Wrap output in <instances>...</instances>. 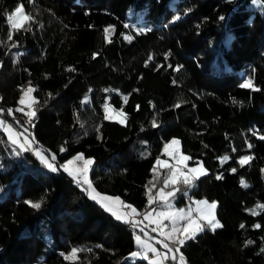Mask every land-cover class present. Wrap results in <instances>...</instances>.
<instances>
[{
	"label": "trees",
	"instance_id": "trees-1",
	"mask_svg": "<svg viewBox=\"0 0 264 264\" xmlns=\"http://www.w3.org/2000/svg\"><path fill=\"white\" fill-rule=\"evenodd\" d=\"M20 2L33 19L8 40L7 15ZM246 79L253 88L240 87ZM29 82L34 127L14 112L37 144L58 162L93 157L94 186L140 209L156 158L178 137L208 170L190 195L217 200L223 225L181 247L188 264H264V0H0V108H15ZM108 102L125 111L124 124L104 119ZM23 156L0 166V264H149L130 258V224L76 194L63 169ZM242 156L253 158L241 167ZM73 248L83 251L65 259Z\"/></svg>",
	"mask_w": 264,
	"mask_h": 264
},
{
	"label": "snow or ice",
	"instance_id": "snow-or-ice-1",
	"mask_svg": "<svg viewBox=\"0 0 264 264\" xmlns=\"http://www.w3.org/2000/svg\"><path fill=\"white\" fill-rule=\"evenodd\" d=\"M33 17L29 14L24 13L23 5H19L14 9L12 14L7 15V22L10 28V31L7 34L8 40H12L13 32L12 30H20L25 28V24L32 20ZM179 19V17H176ZM221 21L225 18L223 16L219 17ZM125 27L129 25L125 24ZM30 30V29H25ZM114 31V26H109L104 29L105 40L106 42H111L110 32ZM151 31L150 28H139L138 32L140 34ZM129 42L133 39L131 35H126L124 37ZM13 47H17L14 43ZM97 54H94V57ZM151 59V57H150ZM73 70L74 69H70ZM179 68H177V71ZM175 83V81H174ZM29 87L27 89H22V95L18 101L20 105L27 104L29 109H32V106L38 101L32 96V93L36 91L34 87L31 86L29 82ZM240 87L242 88H253V83L251 79H246ZM105 91H113L110 89H105ZM49 96L51 94L49 93ZM124 102H127L128 96L122 97ZM2 99V98H0ZM139 107V106H137ZM175 107H180V103H177ZM4 110L0 109V113ZM8 114L12 115L13 110L8 109ZM16 111L23 113L28 119L27 123L31 124L34 127L33 119L36 117V111L30 110L25 112L23 108H18ZM113 112H116V116L112 115ZM127 118V114L121 108L118 112L115 108L110 107L109 104L104 105V119L112 120L118 119L120 124H124ZM19 123V121H17ZM152 126L157 127V122L155 119L152 120ZM0 128H3L7 133L8 140L12 144L19 143V137L24 136V133L17 132L11 124H7L3 119H0ZM24 132H28V129L25 128ZM255 135V133H253ZM34 139V137H33ZM260 139H264V136H260ZM26 144H31V140L28 139V136H24ZM175 145L174 150H170L171 147ZM180 141L173 138L171 141L164 144L163 153L167 155L173 163H169L168 160H162L160 157L156 158L155 164L152 167L153 180L159 182V172L157 166H161L169 169L168 175L163 179V186L153 194V189L156 188V184L153 183V180H149L148 184L145 185V195L147 197V206L144 212H140L135 206L126 203L119 196L107 195L99 192L93 185L92 181L89 178V172L91 166L93 165V160L91 158L85 159L83 154H78L76 157L68 160L61 167L65 172L71 176L75 182L81 186L86 185L84 191L88 194L89 198L99 204L106 212L110 213L116 220L130 224L133 228L142 224L145 220L148 221V225H155L152 227V232H158L160 236L164 237L165 240L159 241L162 244L163 248L166 249V252H160L153 244L149 243L147 240L143 239L141 235H135V243L141 251H133L130 253V258L135 260L136 258H141L143 260H148L149 264H164L165 261L171 260L175 264H187L186 257L180 251L187 241L194 240L198 233L205 231V228L210 229L215 232L218 228H222L223 225L219 220L216 219L215 209L217 203L215 201L209 202L207 199L195 200L193 203L195 207L191 204L187 208H176L174 204V198L176 193L180 191V188L177 187L181 182L185 186L183 192L184 195H187L188 190L194 187V180L198 179L200 176L207 174V169H205L202 164L199 167L189 168L187 161L191 160L192 157L184 155L180 151ZM20 148L24 151L29 149L25 146L24 143L19 144ZM248 147L251 148L252 145L248 144ZM62 152L65 150L62 146L60 149ZM235 151V149H233ZM36 155L41 159L43 163L52 171H58L57 166L50 162L48 157L43 155L41 151H36ZM253 157L251 156H242L240 157L238 163L241 167L251 161ZM221 163L226 162L229 157H221ZM51 160H56V155L53 153L51 155ZM83 161L82 166H76V161ZM233 173L236 172V168H232ZM217 179H222V176L218 175ZM243 187H248V185L241 180ZM148 185H151L149 187ZM171 188L172 190L166 191V189ZM33 209H40L42 202H32L26 201ZM154 205H159V210ZM258 207L264 208V205H258ZM251 211V210H250ZM155 214V215H154ZM195 214V215H194ZM253 214H257L253 212ZM138 216H142V220H137ZM206 221V223H204ZM167 222V223H165ZM241 228H244V224L240 225ZM256 228H260L259 224L254 225ZM140 232L144 233V228H140ZM147 235V233H145ZM170 241L171 243L165 242ZM248 243H252L249 241ZM83 251V249L73 248L69 255L65 256V259H77L78 253ZM90 251V250H89ZM149 253L154 254V258H149ZM171 254V255H169ZM178 254V255H177Z\"/></svg>",
	"mask_w": 264,
	"mask_h": 264
},
{
	"label": "rangeland",
	"instance_id": "rangeland-1",
	"mask_svg": "<svg viewBox=\"0 0 264 264\" xmlns=\"http://www.w3.org/2000/svg\"><path fill=\"white\" fill-rule=\"evenodd\" d=\"M255 1H256V4H257V5H260V0H255ZM21 4L23 5L24 13L27 14V12H26V10H25V7H24V4H23L22 2H20L19 5H21ZM19 5H18V6H19ZM13 12H14V10H13L10 14H12ZM29 86H30V85L26 86L24 89H27ZM31 86L34 87L33 85H31ZM34 88H35V87H34ZM22 94H23V93L21 92V95H22ZM21 95H20V97H21ZM32 96L35 98L34 92L32 93ZM20 97H19V99H20ZM84 100L87 101V100H88V96L85 97ZM107 104H109L110 107L115 108L111 103L108 102ZM18 108H23L25 112L30 111V110H34V109H33V106H32V109H29L28 106H27V104H25V105H20V104L18 103L17 106H15V108H10V109L13 110V114H12V115H9L7 110H4L3 108H0V109H3V110H4L2 113H0V119H3V120L6 122V125H7V124H11V125L13 126V128H14L17 132H22V133H24V136H28V139L31 140L32 142H31V144H26V142H25V140H24V136H20V137H19V143H18V144H12V143L8 140L7 133L4 131L3 128H0V166L3 164V162H8V161L11 160V159H12V160H16V158H17V159H23V157H24L23 155H24L26 152H32L33 155H34V157L40 162V165L43 166L44 168L49 169V168L47 167V165H46L45 163H43V162L41 161V159L36 155V151H41V152L43 153V155L47 156L48 159H49V161L52 162V163H54V164L57 166L58 170H59V169H63L61 166L64 165L68 160L72 159L73 157H76L78 154H83V157H84L85 159H87V158H91V159L93 160V163H94V159H93V157L87 156V155L84 154L83 152H78V153H76L75 155H73L72 157H70V158H68V159H66V160H64V161H62V162H58L57 157H56V160H55V161H52V160H51V155L53 154V152H51V154H49V153L47 152V150H45V148H43L41 145L37 144L36 140L33 139V136H32V134H31L30 126H29L28 124H24V123H22V122L20 121V119H19L17 116H15L14 109L16 110V109H18ZM115 109L117 110V112L120 110V109H118V108H115ZM18 112H19V111H18ZM124 112H125V111H124ZM20 113H21V112H20ZM22 114H23V113H22ZM112 115L115 117V116H116V112H113ZM126 119H127V118H126ZM113 120H117V121H118V119H113ZM17 121H19V123H17ZM125 122H126V121H125ZM25 128L28 129V132H24V129H25ZM173 138H175V139H177V140L180 141V139H179L178 137H173ZM173 138H171L170 140H168V141H166V142L171 141ZM166 142H165V143H166ZM20 143H24L25 146H26L29 150H28V151H24L22 148H20V146H19ZM175 147H176V146L173 145V146L171 147L170 150H174ZM179 147H180V151H181V153H183L184 155H188V156H190L189 154H187L186 152H184V151L182 150L181 142H180ZM163 148H164V146H163ZM163 148H162V153H163ZM54 154H55V153H54ZM55 155H56V154H55ZM158 157H160L162 160H168L169 163H173V162H174V161H172L167 155H164V154H161V155H159ZM7 159H8V160H7ZM186 163H187V165H188L189 168H191V167H199V166H201V164H202V166H203L205 169H207L201 160H200V161H197V162H191V160H189V161H187ZM75 165H76V166H82V165H83V161H82V160H81V161H76V162H75ZM92 166H93V165H92ZM92 166H91V168H92ZM157 169H158V172H159L160 169H164V167L157 166ZM166 169H167V168H166ZM90 171H91V169H90ZM168 172H169V169H167V171H166L167 175H168ZM207 172H208V170H207ZM153 175H154V174H153ZM89 178H90V180H91L92 183H93V180H92V178H91V174H90V172H89ZM153 181H154V180H153ZM74 182H75V180H74ZM153 183H154V182H153ZM181 183H182V182H181ZM75 184L77 185V187H74L73 190H74V192H75L76 194L78 193V194H84V195H87V196H88V194L84 191V188L87 187L86 185L81 186V185L77 184L76 182H75ZM93 185H94V184H93ZM162 186H163V185L159 186L157 189H153V194H155V193L159 190V188L162 187ZM94 187H95V186H94ZM149 187H151V185H149ZM177 187L180 188V184H178ZM95 188H96V187H95ZM96 189H97V188H96ZM97 190H98V189H97ZM170 190H172V189H171V188L166 189V191H170ZM98 191H99V190H98ZM99 192H101V193H103V194H107V195L119 196V195H114V194L105 193V192H102V191H99ZM183 192H184V190H183ZM185 196H187V202H185V204H183V205H179V204L177 203L178 192L176 193V196H175V198H174V204H175V207H176V208H187L188 205H190V204H191L193 207H195V205H194L193 202H194L195 200H200V199H207L210 203L213 202V201H215V202L217 203V206H218V202H217V200H212V199H208V198H205V197H203V198H195V197H193V196L190 195V190H188V193H187V195H185ZM88 197H89V196H88ZM119 197H121V196H119ZM121 199L123 200L122 197H121ZM125 202H126V201H125ZM126 203H128V202H126ZM128 204H131V203H128ZM131 205H133V204H131ZM133 206H135V205H133ZM146 206H147V205H146ZM146 206H145L144 208H142V209L138 208L137 206H135V207H136L140 212H144L145 209H146ZM154 206L157 207V209L159 210V208H160L159 205H154ZM154 215H155V214H154ZM194 215H195V214H194ZM215 215H216V219L219 220V221L221 222V220L218 218V215H217V207H216V209H215ZM136 219H137V220H142L143 217H142V216H138ZM165 223H167V222H165ZM204 223H206V221H205ZM221 224H222V222H221ZM152 227H155V225H150V226H149V225H148V221L145 220L142 224H139L138 227H136V228H133V227H132V228H133L134 233H135L134 235H141L143 239H145V240H147L149 243L153 244V245H154V246H155L160 252H162V253H163V252H166L167 250L164 249L163 246H162V244L159 243V241H161V240H165V238L162 237V236H160V235H157L158 232H152V230H151ZM140 228H144V233H141V232H140ZM205 229H208V228H205ZM145 233H147V235H145ZM198 234H199V233H198ZM165 242L171 243L170 241H165ZM135 244H136V243H135ZM134 251H141V249H139V248L137 247V245H136V249H135ZM180 251L183 253L182 249H180ZM183 254H184V253H183ZM169 255H171V254H169ZM177 255H178V254H177ZM184 256H185V255H184ZM149 258H150V259L154 258V254H150V253H149ZM131 259H132V258H131ZM136 259H141V258H136ZM169 260H170V259H169ZM170 261H171V260H170ZM148 262H149V261H148ZM186 262H187V260H186ZM164 264H167V263L164 262ZM171 264H175V262L172 261ZM187 264H188V262H187Z\"/></svg>",
	"mask_w": 264,
	"mask_h": 264
},
{
	"label": "built area",
	"instance_id": "built-area-1",
	"mask_svg": "<svg viewBox=\"0 0 264 264\" xmlns=\"http://www.w3.org/2000/svg\"><path fill=\"white\" fill-rule=\"evenodd\" d=\"M157 235H159V233H157ZM150 254H152V253H150ZM167 262H168V260H167Z\"/></svg>",
	"mask_w": 264,
	"mask_h": 264
}]
</instances>
